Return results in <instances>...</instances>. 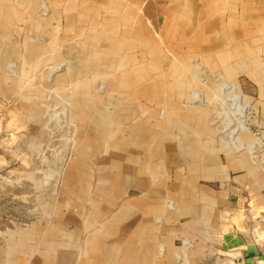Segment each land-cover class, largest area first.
Returning a JSON list of instances; mask_svg holds the SVG:
<instances>
[{"label":"rangeland","instance_id":"rangeland-1","mask_svg":"<svg viewBox=\"0 0 264 264\" xmlns=\"http://www.w3.org/2000/svg\"><path fill=\"white\" fill-rule=\"evenodd\" d=\"M177 8L0 0V264L115 257L122 234L106 229L171 174L172 148L179 174L202 146L264 165V28L259 42L247 24L198 43ZM233 9L250 21L248 3Z\"/></svg>","mask_w":264,"mask_h":264},{"label":"crops","instance_id":"crops-1","mask_svg":"<svg viewBox=\"0 0 264 264\" xmlns=\"http://www.w3.org/2000/svg\"><path fill=\"white\" fill-rule=\"evenodd\" d=\"M171 3L193 21L197 28L194 42H206V35L210 42H226L227 38L219 34L222 28L247 24L251 41H263L259 28H264V0ZM214 3H218L217 10L210 7ZM242 3L249 4V22L244 23L236 13L229 14L233 7L239 10ZM233 41L243 42V34ZM188 151L193 153L192 162L181 174L174 172L179 165L176 160H180L175 154L180 155V151L172 148L166 152L171 157L164 165L171 167V174L146 182L144 194L126 198L122 230L108 227L106 233L99 232L122 234L117 245L121 248L113 249L117 251L115 257H109L112 250L107 248L75 263L264 264V165L252 156L232 154L225 147L202 146Z\"/></svg>","mask_w":264,"mask_h":264},{"label":"built area","instance_id":"built-area-1","mask_svg":"<svg viewBox=\"0 0 264 264\" xmlns=\"http://www.w3.org/2000/svg\"><path fill=\"white\" fill-rule=\"evenodd\" d=\"M237 264H239V263H237Z\"/></svg>","mask_w":264,"mask_h":264}]
</instances>
